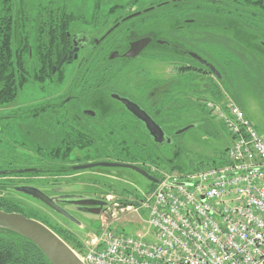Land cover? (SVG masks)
<instances>
[{"label": "flooded vegetation", "instance_id": "obj_1", "mask_svg": "<svg viewBox=\"0 0 264 264\" xmlns=\"http://www.w3.org/2000/svg\"><path fill=\"white\" fill-rule=\"evenodd\" d=\"M96 1V8H101V0ZM186 1L189 0H158L129 13H86L84 7L76 9L70 0H42L41 3L23 0L26 11L12 14L13 21H17L13 23L12 63L47 64L38 69L41 80L31 82L57 80L60 85L65 82L70 91H80L64 100L56 96L31 114V119H43L42 109L51 108L58 117L57 140L74 147L70 155L80 149L81 153L91 155V162L78 161L75 167H71L73 171L80 166L101 163L138 166L131 162L133 159L127 154L126 147L156 148L159 151L172 147L173 152L178 146L175 141L179 130L188 126L209 127L210 120H216L209 104H224L226 100L221 98L224 95L239 102L243 91L239 92L234 86L238 79L235 75L237 63L221 67L218 65L221 63L211 60L205 53L187 47L186 40H176L174 31L161 36H139L149 24L160 28L161 23H173L175 19H183L186 23ZM64 6L66 12L61 13ZM120 6V10L128 9L126 5ZM112 19L115 22L109 28L91 37L90 33H96L99 28L103 31ZM21 24L25 26L22 38L15 35ZM21 42L22 52L27 50V55L16 53L15 49ZM136 44L143 46L142 49H133ZM192 52L203 62L190 57ZM155 65L169 66L170 76H165L163 71H154ZM253 84L250 79L248 85L251 87ZM100 94L107 96L111 106L97 113L86 105ZM125 100L144 111L162 129L165 137L151 136L146 125L125 105ZM192 107L200 111L202 122L175 130L174 122L180 121L181 115ZM39 112L41 114L38 115ZM87 121L92 124L88 125ZM63 125L67 131L63 130ZM111 149L119 151L117 162L110 160L114 158V153L109 152ZM91 152H95L97 157H92ZM100 168L105 167L93 169ZM12 188L15 190L17 187ZM55 200L59 205L67 203ZM74 208L84 213L86 210L78 206Z\"/></svg>", "mask_w": 264, "mask_h": 264}, {"label": "rangeland", "instance_id": "obj_2", "mask_svg": "<svg viewBox=\"0 0 264 264\" xmlns=\"http://www.w3.org/2000/svg\"><path fill=\"white\" fill-rule=\"evenodd\" d=\"M70 1L76 9L84 7L86 13L99 11L108 13L116 6L119 8L115 10V13H129L146 8L158 0H101L102 6L99 9L96 8L98 6L96 0ZM211 1L212 3L232 2L230 0ZM41 2L42 0H37V3ZM130 2L133 4L128 5ZM120 5H126L128 9L120 10ZM132 6L133 8H130ZM208 11L210 10H207L204 15L199 14L203 11L196 14L186 13V23L183 19H175L173 23H161L160 28H155V24H149L145 27V31L139 33V36L144 34L161 36L174 31L172 33L176 36V40L179 39L182 42L186 40L187 47L205 53L211 60L221 63L222 65L218 64L221 67L237 63L235 75L238 79H234V86L243 93L239 102L237 100L233 102L240 106L246 118L264 139V47L262 46L264 25L256 24V20L260 18L264 20V11H259L256 17H253L251 13H246L245 17H237L220 10V14L208 15ZM240 18L251 20L246 23ZM114 22L112 19L110 25L103 27V31L99 28L96 33H90L91 37L103 33ZM26 65L33 72L37 69V64ZM154 67V71H163L165 76H170L169 66L155 65ZM250 79L254 81L251 87L248 85ZM128 80L130 82L129 78ZM57 82V80H46L44 83H27L19 88L18 95L12 102L0 106V199L16 207L20 214L47 226L73 252L84 253L87 251L85 242L89 236L101 235L102 223L112 222L109 212L106 213V209L112 205L111 202L97 216L78 211L68 203H61L60 207L70 217L67 218L41 201L13 190L12 187H33L50 198L66 202L78 199L103 201L112 197L113 203L125 205L126 197H132L141 207L143 197L149 193L152 183L141 174L124 168L73 171L71 167H75L78 161L91 162L89 160L91 155L86 152L81 153L82 149L75 150L70 155V152L66 151L69 148L66 145L68 143L57 140L59 137L54 132H47V128L52 127L46 125V119H44L46 116L43 119H31L32 111L43 107L56 96L64 100L68 96L80 93L78 90L70 91L65 82L61 85ZM221 98L226 101L231 100L226 95ZM86 106L100 113L108 110L111 104L108 103L105 94H100ZM202 120L200 111L193 110L192 107L187 113L181 115L180 121L174 122V127L177 130L201 123ZM210 122L209 127L198 126L177 136L175 142L178 149L175 151L174 148V153L172 147L160 149L159 154L151 153L155 164L147 161L144 169L149 171L148 165H153L160 171L189 173L196 169L218 166L226 161L227 149L232 146L231 137L219 120L214 119ZM87 124L91 125L92 122L87 121ZM63 126V130L67 131L66 125ZM140 149L142 151L143 148ZM109 152L114 153V158L110 160L117 162L116 156L119 151L111 149ZM56 153L58 154L55 156ZM91 153L92 157H97L95 152ZM26 170H37V173H23ZM58 189H61L59 194ZM111 212L117 214L118 221L113 228H116V232L120 235H135L139 231L144 233V229L148 228V210L141 209L138 214L121 213L117 210ZM148 241L151 239L149 238Z\"/></svg>", "mask_w": 264, "mask_h": 264}, {"label": "built area", "instance_id": "obj_3", "mask_svg": "<svg viewBox=\"0 0 264 264\" xmlns=\"http://www.w3.org/2000/svg\"><path fill=\"white\" fill-rule=\"evenodd\" d=\"M208 107L231 137L227 160L189 173L151 167L157 183L141 207L108 197L112 222L74 252L83 264H264V139L232 100ZM141 209L149 211L144 233L118 234L111 211Z\"/></svg>", "mask_w": 264, "mask_h": 264}, {"label": "trees", "instance_id": "obj_4", "mask_svg": "<svg viewBox=\"0 0 264 264\" xmlns=\"http://www.w3.org/2000/svg\"><path fill=\"white\" fill-rule=\"evenodd\" d=\"M232 2H221L212 3L211 0H189L186 1V13L196 14L201 11H208V15L219 13V10L223 13L230 15H236L237 17H245L247 14L251 13L253 17L259 14V11H264V0H230ZM0 0V106L9 104L18 95L19 88L27 83L33 81H40V74L37 71L47 64H37V74L36 71H32L27 67L26 64H13L12 58L14 56L12 49V32L13 23L16 24L17 21H13L12 14L18 12H25L23 0ZM15 7V9H14ZM44 8V7H43ZM118 7L111 10L114 12ZM65 6L60 10L61 13H65ZM241 10V11H240ZM248 10V11H247ZM222 13V14H223ZM247 13V14H246ZM220 14V13H219ZM253 17H251L253 19ZM246 23H249L251 19H243ZM256 24L264 25V20H256ZM25 26L22 24L16 29V36L23 37V29ZM60 36H57L59 39ZM23 43L19 44V48H16L17 54L27 55V50L22 52ZM48 50V49H47ZM50 73V72H49ZM51 75V74H50ZM258 85V84H257ZM46 119V125L52 127L47 128V132L55 133L58 117L52 111L51 108L45 107L42 109ZM58 135V134H57ZM140 135V134H139ZM119 140V138H117ZM123 142V139H120ZM77 145V144H76ZM74 147H69L66 151L69 153ZM156 148L150 149H135L131 147H126L125 150L133 162H136L139 166H145L146 162L149 161L150 164H155L152 160L151 153L159 154V150ZM178 147L175 148L177 151ZM148 150V151H147ZM135 151V152H134ZM156 151V152H155ZM60 153L59 151H57ZM56 153L55 156L58 154ZM52 155V154H51ZM0 210L7 213H20L17 208L9 205L4 199H0ZM0 264H51L42 251L35 246L29 240L23 238L22 236L0 229Z\"/></svg>", "mask_w": 264, "mask_h": 264}, {"label": "water", "instance_id": "obj_5", "mask_svg": "<svg viewBox=\"0 0 264 264\" xmlns=\"http://www.w3.org/2000/svg\"><path fill=\"white\" fill-rule=\"evenodd\" d=\"M264 47V44H262ZM138 49H142L143 46L135 45L133 47ZM136 50V49H135ZM133 50V51H135ZM129 56V55H128ZM190 57L198 60L199 62H203L201 58L196 53H190ZM62 64H60L61 67ZM55 72V71H54ZM125 105L130 108V111L134 114V116L143 122L146 125V128L149 130V133L153 137H159L163 139L164 133L160 127H158L152 119L142 111L137 105L134 103L125 100ZM193 129V126H188L185 129L179 131L177 134H183L189 130ZM162 141V140H161ZM105 167V168H124L130 169L134 172H137L144 176L151 182H156L155 179L150 177L145 171L140 169L134 165H120V164H109V163H101V164H90L85 166H80L75 168L77 171L89 170L95 167ZM35 170H26L23 173H35ZM16 191L21 192L25 195H28L36 200L41 201L50 209L55 212L70 218L69 215L60 207L59 203L53 198L47 196L44 192L33 188V187H17ZM69 205H74L78 207H82L85 210V213L92 215H99L102 211V208L105 206V203L98 200L93 199H78L67 202ZM0 229H4L7 231L14 232L23 238L32 242L35 246H37L42 253L46 256L51 264H83L79 258L74 254V252L69 248V246L60 239L51 229H49L44 224L30 219L23 214L20 213H7L0 210Z\"/></svg>", "mask_w": 264, "mask_h": 264}]
</instances>
